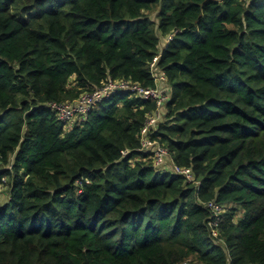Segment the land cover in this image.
Masks as SVG:
<instances>
[{
	"label": "trees",
	"instance_id": "16d2710c",
	"mask_svg": "<svg viewBox=\"0 0 264 264\" xmlns=\"http://www.w3.org/2000/svg\"><path fill=\"white\" fill-rule=\"evenodd\" d=\"M154 59L172 90L151 139L191 182L140 150L155 100L73 126L47 107L153 89ZM0 166V264H264V1L0 0Z\"/></svg>",
	"mask_w": 264,
	"mask_h": 264
},
{
	"label": "built area",
	"instance_id": "2783aa9c",
	"mask_svg": "<svg viewBox=\"0 0 264 264\" xmlns=\"http://www.w3.org/2000/svg\"><path fill=\"white\" fill-rule=\"evenodd\" d=\"M264 1V0H259ZM171 39V38H169ZM157 59H154L150 65V71L153 75L155 83L161 82V88L145 89L137 84H133L126 81H112L109 80L102 87L94 89L91 92L82 94L79 99L73 103H50L48 109H50L56 119L65 124L70 125L74 123H80L83 121V117L87 115L95 105L104 101L110 100L115 95L132 94V96L139 97L141 99H153L156 101L158 111L163 109V106L168 101L171 87L167 84L166 78L163 74H157L155 72V63ZM164 117H160L158 113L155 117H151L145 123L141 131V149L142 151L152 150L153 165L164 172V159L169 157V152L165 147L160 146L156 140L151 139L152 133L157 129L158 123ZM71 126V125H70ZM125 155V152H123ZM172 163V160H170ZM178 174L185 177L186 181H193L191 170L175 168ZM211 212V219L209 221V227L213 236H217V227L220 220L223 208L214 202H209L205 205ZM186 264V263H183Z\"/></svg>",
	"mask_w": 264,
	"mask_h": 264
},
{
	"label": "bare ground",
	"instance_id": "6f19581e",
	"mask_svg": "<svg viewBox=\"0 0 264 264\" xmlns=\"http://www.w3.org/2000/svg\"><path fill=\"white\" fill-rule=\"evenodd\" d=\"M155 72L157 73V74H163V76L166 78V74L163 72V71H160V70H158L157 68H155ZM153 76V75H152ZM111 80V79H110ZM109 81V80H108ZM107 81V82H108ZM166 81H167V79H166ZM107 82H105V83H107ZM104 83V84H105ZM103 84V85H104ZM102 85V86H103ZM101 86V87H102ZM161 88V82L160 83H156V87L155 88H153V89H156V88ZM151 89V88H150ZM122 96H132V94H122ZM136 97V96H135ZM170 97H171V92H170V95H169V98H168V101L165 103V105L163 106V109L161 110V111H158V109L156 108V111L152 114V115H150L149 117H148V119L149 118H151V117H155L156 116V114L158 113V115L160 116V117H164V115L166 114V110H165V107H166V104L170 101ZM144 101H147V100H149V99H143ZM49 105V104H48ZM48 105H47V107H48ZM94 108V107H93ZM51 111V110H50ZM92 111V110H91ZM90 111V112H91ZM89 112V113H90ZM53 113V112H52ZM88 113V114H89ZM54 114V113H53ZM87 114V115H88ZM87 115H85L84 117H83V121L85 120V117L87 116ZM148 119H147V121H148ZM146 121V122H147ZM158 143V142H157ZM159 144V143H158ZM160 145V144H159ZM160 146H162V145H160ZM163 147V146H162ZM148 151L149 150H146L145 152L146 153H148ZM169 152V151H168ZM150 153H152L153 154V151L151 150V152ZM164 160H172L171 159V156H170V154H169V157L168 158H166V159H164ZM152 161H153V159H152ZM171 163V162H170ZM170 166V165H169ZM172 167V168H171ZM171 167H169L170 169H167V170H169V171H172V172H174V173H176L177 174V172L175 171V169H174V164H173V161H172V163H171ZM176 168V167H175ZM8 169H10L9 167H8ZM165 169V168H164ZM164 171H166V170H164ZM3 179H5V178H1V181L3 182ZM212 234V233H211ZM183 264V263H182ZM186 264H188V263H186Z\"/></svg>",
	"mask_w": 264,
	"mask_h": 264
},
{
	"label": "rangeland",
	"instance_id": "374dc122",
	"mask_svg": "<svg viewBox=\"0 0 264 264\" xmlns=\"http://www.w3.org/2000/svg\"><path fill=\"white\" fill-rule=\"evenodd\" d=\"M70 125L73 126V124H70ZM166 166L171 167L170 160H164L163 167H166ZM3 169H6V168L0 166V170H3ZM1 183L3 185H0V205L4 204L7 201L8 193H9V190L7 188L6 179H3V182L1 181Z\"/></svg>",
	"mask_w": 264,
	"mask_h": 264
},
{
	"label": "crops",
	"instance_id": "0c3cea01",
	"mask_svg": "<svg viewBox=\"0 0 264 264\" xmlns=\"http://www.w3.org/2000/svg\"><path fill=\"white\" fill-rule=\"evenodd\" d=\"M165 168L170 169L168 166H166ZM171 168H172V167H171Z\"/></svg>",
	"mask_w": 264,
	"mask_h": 264
}]
</instances>
